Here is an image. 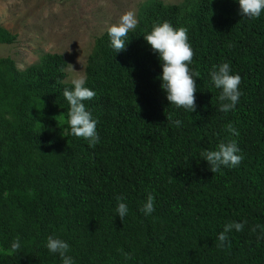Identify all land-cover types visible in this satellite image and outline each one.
Here are the masks:
<instances>
[{
  "label": "trees",
  "instance_id": "obj_1",
  "mask_svg": "<svg viewBox=\"0 0 264 264\" xmlns=\"http://www.w3.org/2000/svg\"><path fill=\"white\" fill-rule=\"evenodd\" d=\"M137 20L124 50L106 31L87 57L94 147L70 132L62 54L43 53L24 70L0 56V264H63L46 247L50 236L68 243L73 264H264V12L242 16L238 0H147ZM164 21L188 29L189 67L200 74L193 112L170 105L143 37ZM15 39L0 26V43ZM225 62L241 77L226 113L210 76ZM231 141L241 162L212 173L201 153ZM233 221L243 230L218 247Z\"/></svg>",
  "mask_w": 264,
  "mask_h": 264
},
{
  "label": "clouds",
  "instance_id": "obj_2",
  "mask_svg": "<svg viewBox=\"0 0 264 264\" xmlns=\"http://www.w3.org/2000/svg\"><path fill=\"white\" fill-rule=\"evenodd\" d=\"M239 11L242 16L248 18H259L264 12V0H238ZM138 20L136 13L133 10L123 12L117 23L111 24L107 28V34L110 37L111 47L115 52H120L125 49L126 37L129 32L137 27ZM188 29L186 27H173L169 22L154 23L149 32L143 35L144 40L151 46L153 52L158 54V59L161 62L162 73L159 77L161 80V88L166 93V98L170 105H175L177 108H183L190 112L195 111L196 101L195 93L197 91V83L194 77H199V72H193L189 67L192 63L194 52L188 40ZM70 65V71L76 73L70 79L73 85L71 90L65 89L63 96L69 104L67 114V123L70 126V132L73 136L84 138L89 141V145L94 147L99 142V137L96 131V120H94L85 108L83 101L91 100L96 93L85 87L86 75L79 74ZM20 69L24 70V65H20ZM211 80L216 88L221 89L218 99L222 102L219 110L228 112L233 109L238 102L241 91V77L239 74H231L230 66L227 62L219 66H213L210 73ZM173 123L179 126L182 121L175 120ZM232 131L231 125L228 126ZM239 148L235 141L228 143H220L217 150H206L201 153V157L207 161L209 170L212 173L220 172L221 166L234 167L238 165L242 156L238 155ZM117 199H121L117 197ZM153 196L148 195L141 211L148 215L154 211ZM128 212L125 203H119L116 208V213L122 219ZM246 223V222H245ZM256 227H259L257 225ZM256 227L252 231H256ZM243 223L229 222L224 225V230L219 234L220 241L218 247H224L228 241L226 233L235 229L237 232L242 231ZM230 247V244L228 245ZM20 241L16 239L11 244V253L20 250ZM47 249L52 253H58L63 264H73L71 256L66 253L69 250V245L65 241L48 237ZM126 259H130L128 253H124Z\"/></svg>",
  "mask_w": 264,
  "mask_h": 264
},
{
  "label": "rangeland",
  "instance_id": "obj_3",
  "mask_svg": "<svg viewBox=\"0 0 264 264\" xmlns=\"http://www.w3.org/2000/svg\"><path fill=\"white\" fill-rule=\"evenodd\" d=\"M147 0H0V26L16 34L11 44L0 43V56H10L24 68L41 54L60 53L67 60L66 78L84 74L96 37L117 23L120 15L136 13ZM177 3L182 0H162Z\"/></svg>",
  "mask_w": 264,
  "mask_h": 264
}]
</instances>
